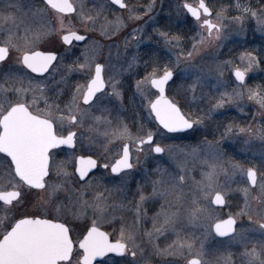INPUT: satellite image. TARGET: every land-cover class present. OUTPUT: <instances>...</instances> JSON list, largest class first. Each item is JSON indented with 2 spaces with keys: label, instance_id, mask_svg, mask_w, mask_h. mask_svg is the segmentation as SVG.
I'll return each mask as SVG.
<instances>
[{
  "label": "snow or ice",
  "instance_id": "1",
  "mask_svg": "<svg viewBox=\"0 0 264 264\" xmlns=\"http://www.w3.org/2000/svg\"><path fill=\"white\" fill-rule=\"evenodd\" d=\"M109 3L127 9L130 21L148 16L156 22L151 16L155 0L142 15L136 6L129 7L124 0H109ZM234 7L240 15L229 19L225 15L227 9L211 6V0H199L196 5L181 4L179 13H185L198 29L195 35L187 37L191 49L182 46L186 43L184 35L154 28L152 36L157 47L166 50L167 61L161 62L155 52L147 53L148 59L139 54L130 60L125 58L122 70L109 76L106 82L105 65L95 63L88 47L70 63L65 62L72 54L74 41L89 39L79 34L72 20L66 23L65 15L74 13L75 22L84 26L85 33L98 30L102 36L126 27L122 17L109 20V8L98 0H0V80L3 81L0 83V153L6 154L0 167V202H3L0 212L4 213L0 223L5 227L0 234V264H94L97 257L109 253L123 258V264H150L146 248L137 243L141 240L138 222L146 201L160 206L153 218L152 231L146 233L149 239L168 230L177 236L167 248L153 245L156 255L178 257L177 264H235L232 254L209 260L203 239L177 232L182 224L203 227L213 216L211 205H226V197L235 192L243 194V205L237 204L238 210L229 213L227 219H217L214 231L241 245L240 264H264V155L259 164L242 163L226 160L221 147V142L233 134L251 136V127L228 124L219 139L209 140L205 136L195 145L162 146L156 141L158 131L153 132L136 121L130 126L120 115L126 99L134 105L138 98L141 108L147 107L149 115L154 114V119L168 133L189 137L205 126L211 113L227 104H238L247 98L264 109V85L248 87L245 83L248 74L264 63V49L259 50V55L242 53L239 59L245 64L243 68L233 61H217L213 65L197 62L207 46L227 38L224 36L227 24L239 25L243 31L245 18H253L257 30L264 33V0L255 9L239 0ZM146 35L143 26L132 28L124 41L125 49L130 44L138 49ZM53 36H58L68 47H49ZM41 46L44 50H39ZM95 46L93 42L92 47ZM141 61L144 74L135 80L133 90V85L127 83L130 77H123V72H133ZM229 64L240 82L239 90L213 98L211 107L203 114L184 111L179 101L165 95L167 90L174 97L195 98L199 92L203 99V90L214 76L215 87L223 86L219 78ZM74 73L89 78L84 83H72ZM130 90L132 95L128 96ZM153 95L154 100L150 99ZM40 100L44 109L38 107ZM257 135L264 139V130ZM62 146H67L73 154L59 159V153L64 151ZM78 151L84 154L75 155ZM153 153L161 154L156 157L158 161L167 157L170 164L158 162L154 168L143 169L144 182L137 185L134 196L136 219L127 223L120 217V227L113 229L118 236L113 240V233L101 230L102 224L112 227L116 209L124 207L123 203H110L113 193L125 195L126 177L141 165L142 157L146 163ZM102 160L107 162L101 164ZM190 160L199 161L207 171L201 173L200 181H193L194 187L186 193ZM173 166L174 170H170ZM69 167L74 172H69ZM101 169L115 174L120 185L109 189L101 184L102 177L96 175ZM238 174L247 177L248 186L232 187ZM221 178L224 183H220ZM61 193L66 194L64 199H60ZM89 211L92 217L84 226L86 234L74 239L70 225L87 218ZM54 212L63 213L64 222L42 218ZM245 220L249 227L242 226ZM212 227L209 223V231ZM253 233H259V238L253 239Z\"/></svg>",
  "mask_w": 264,
  "mask_h": 264
},
{
  "label": "rangeland",
  "instance_id": "2",
  "mask_svg": "<svg viewBox=\"0 0 264 264\" xmlns=\"http://www.w3.org/2000/svg\"><path fill=\"white\" fill-rule=\"evenodd\" d=\"M75 2V0H71ZM129 7L136 6L139 9L138 14H143L144 9L152 2V0H124ZM99 3L104 4L109 8L108 19L114 20L116 17H122L126 23V27L120 28L114 32L110 31L109 36H102L100 32L97 30L95 32H88L91 34V39L95 40L98 44V55L99 59H107L109 54H113L114 48L113 46L118 45L119 51L118 54H124L128 56L134 55H142L149 52H155L162 62H166L168 59V55L166 50H161L157 47L156 39L152 36L154 28H162L163 30H172L174 32H178L174 25L176 23L181 24L183 21H188L185 13H179V8L181 4L185 2H189L192 4H196L198 0H155V9L152 11L151 16L155 17V23L151 21L148 16H145L143 20L130 21L128 20L129 12L127 9L118 8L114 5L110 4L108 0H98ZM208 2V0H207ZM238 0H211V6L213 7H224L227 9L225 15L230 19L231 17L238 16L237 10L234 7L237 4ZM91 7V3L88 5ZM179 13V14H178ZM75 14H66L65 19L66 23L69 20H72L75 24V27H79L83 30L84 26L75 22L74 20ZM227 24V21H225ZM253 24L249 19L245 18V22L243 25L244 30L241 31L239 25L236 24H227V30L224 33L226 39H222L221 41L215 42L210 46H207L203 51H201L200 55L197 57L198 63H203L206 65H213L215 62H224V61H233L236 65L243 68L245 66L244 63L239 59L240 55L244 52H255V55H259L260 49H264V33L257 30V23L254 21ZM167 25V27H164ZM143 26L144 32L147 34L140 44L139 48L133 47L131 44L128 46L127 50L125 49L124 41L128 37V34L131 32L132 28ZM180 26V25H179ZM188 31L192 32L189 34L191 36L196 34L198 31L195 22H190V26L188 27ZM188 31H184L183 35L188 36ZM84 32V31H83ZM148 36H152V39H148ZM116 40V42H114ZM119 40V41H118ZM91 44V42L89 43ZM217 44H219V48H217ZM113 45V46H112ZM188 50L191 49V42L187 40L185 45ZM244 52H241L242 47ZM103 57V58H102ZM246 63V61H245ZM264 63L260 64L259 68L254 69L248 74L246 78V85L248 87H255L256 85H264ZM223 76L219 79L222 82V87H215L216 77H213L212 83L209 84L203 90V99L201 98V93H197L196 97L193 98L191 95L187 97H174L172 92L167 91L168 95L177 101H179V105L184 111L191 112H199L203 114L211 107V103L214 102L215 97H218L223 92L231 93L233 89L239 90V83L235 80L232 75V64H229L227 67L222 69ZM153 92L158 95L157 91L152 89ZM156 96L153 95L150 99H155ZM147 104V101H145ZM40 103V101H38ZM147 116L151 120L152 115H149L147 109ZM228 124L239 125L240 127H251L252 135L249 134H233L225 138L221 142V147L224 152V158L226 160L240 161L242 163H246L251 161L252 163L259 164L262 155H264V139H261L257 133L261 130H264V109H261L260 106L255 101H250L247 98L240 101L238 104H227L225 107L218 109L216 112L211 113L210 119L205 121V126L201 128L200 131L192 133L189 137L179 136L178 134L168 133L160 126L157 125L154 132H159L157 138L164 145H180L181 147L185 144L195 145L202 141L205 136L209 140L214 138L219 139L221 132L223 131L224 126ZM103 130V128H101ZM132 131L135 133L132 129ZM60 159V158H59ZM3 158L0 159V167H2ZM160 162L165 166L170 164L167 157L163 161H158L154 154L148 157L147 159V168H154L156 164ZM247 166H251L248 164ZM190 171L186 176L187 186L184 188V192H188L190 189L194 187L193 181L201 180V173L203 171H207V169L200 165L199 161H191L188 165ZM72 167L68 168L70 171ZM174 170V166L172 169ZM136 169L131 172L132 178H136ZM102 177V181H107V175L100 176ZM105 178V179H104ZM138 183V182H137ZM220 183H224L223 178H221ZM248 186L247 177L238 174L235 180L232 182V187H243ZM150 191V187L148 189ZM64 193L60 194V199L65 198ZM89 197L88 199H90ZM227 206L225 208H215L211 205V211L213 213L212 218L205 223L203 227L199 225H189L182 224L180 228L177 229V232L182 234H192L196 237H199L204 240L205 249L209 253L208 259L215 261L217 258H223L232 254V260L235 264H240L239 261V253L243 251L241 245L235 241H229L228 238L223 240H218L215 238L212 229L209 231L208 224L212 225L217 219H223L229 215V213H234L238 209L236 205H243V194L240 192H235L230 195V197H226ZM3 206V204H0ZM153 207H157L154 209ZM159 204L156 205L153 201H147L146 209H144L143 220H145L146 224H151V219L155 217L156 212L159 211ZM29 212L37 211L36 209H28ZM42 211V209L40 210ZM148 211H153L151 214H148ZM20 218V217H19ZM4 220V213L0 212V221ZM153 226V224H151ZM140 224H138V227ZM243 227H249L247 221L242 225ZM4 229L3 223H0V232ZM139 231L141 229L138 228ZM253 239L259 238V233H253ZM163 242H161V247L167 248L173 241L177 239L176 233L168 230L162 234H159ZM151 257L150 262H154L156 264H177L179 261L178 257L171 256H153ZM104 261L109 262V264H113L115 261H121L123 264V258L115 260L113 258H107Z\"/></svg>",
  "mask_w": 264,
  "mask_h": 264
},
{
  "label": "flooded vegetation",
  "instance_id": "3",
  "mask_svg": "<svg viewBox=\"0 0 264 264\" xmlns=\"http://www.w3.org/2000/svg\"><path fill=\"white\" fill-rule=\"evenodd\" d=\"M198 2H199V0H198ZM198 2L196 4H198ZM205 2H207V0H205ZM239 2L243 3V4H249V5H251V7H253L255 9L256 7H258L260 5L261 0H239ZM124 3H126V2L124 1ZM187 3H189V2H187ZM190 4H192V3H190ZM196 4H193V5H196ZM114 6L120 8L117 5H114ZM237 15H240V12L238 10H237ZM246 19H249L253 24H255L254 23V21H256L255 19H253V18H246ZM190 21L194 22L191 19H190ZM179 25H181V24L176 23L174 26L176 28H179L180 27ZM76 28H78L80 30V34L87 35L89 37V39L87 41H74L73 42L75 47H73V49H72V54H70L67 57V59L65 61L66 63H70L77 56H80L81 52L84 51V49L86 47H88L89 48L88 54H89V56L94 58L95 63L104 64L105 65V68H104V71H103V78L107 82L109 76L114 75L116 71H121L122 70V65H124L125 58H127L128 60L131 59L132 56H128V55H124V54H118V52H120L118 45H115V46L112 45L113 48H114V52L111 55L109 54L107 59H105V58L104 59H99L100 56L98 58V55L96 54V52H98V50H99L97 42L95 40L91 39V34L83 32V30H81L79 27H76ZM90 42H91V44H89ZM93 42H95V45H96L95 47H92ZM114 42H116V40ZM62 46L63 47H68L67 45H63L62 44V41L59 39L58 36H53V37L50 38L49 47L61 48ZM243 48H245V47L243 46L241 48V52H244ZM39 50H44V47L41 46ZM146 54H142L140 56H142L144 59H148V55H146ZM254 54H256L255 51H254ZM81 62H83V59H81ZM4 70L7 71V69H4ZM143 74H144V67H143V63L141 61L139 67L137 69H135L133 72L130 73V72L124 71L123 72V77H125V78L130 77L129 79H127V83L133 85V90H134L135 80L140 79L143 76ZM32 75L35 76L36 74H32ZM45 75H47V74H45ZM87 78H89V77L82 76L79 73H74L73 76H72V83H75V82L84 83V81ZM57 79H59V77H57ZM2 82L3 81L0 80V83H2ZM106 90L110 91V89H106ZM131 95H132V91L130 90L128 92V96H131ZM158 95H159V93H158ZM167 95H168V93H167ZM14 98L15 97H13V99ZM30 98L31 97L29 96V99ZM144 103L146 105L145 101H144ZM38 107L40 109H44L45 108V105H44L42 100H40V103H38ZM120 115L125 121L128 122V124L130 126L133 123V121H136L138 123H142L146 128L148 127V125H151V124L154 125L155 127H157V125L159 126L157 121L154 119V114H152V118L153 119L150 120L148 118V116H147V107L141 108L140 101H139L138 98H137L136 103L134 105L130 104L128 102V100L126 99L125 102H124L123 110L121 111ZM155 127L153 129H155ZM153 129H151V130L153 131ZM133 130L136 131L135 128H133ZM156 141L163 146V144L159 140V138H156ZM62 148L64 149V151H61L59 153V158L60 159H66L67 156L73 154L72 150L68 149L67 146H62ZM115 150H118V149H115ZM80 154H84V153H81L79 151L75 153V155H80ZM158 155H161V154H154L155 157H157ZM5 156H6L5 154L0 153V159H2ZM105 162H107V161H103V160L100 161L101 164L105 163ZM144 168H147V162L145 163L144 158L142 157L141 165L136 169L137 170L136 171V175H135L136 178H132V176H131V172L134 171L135 169L132 170L129 173V175L126 177V179L128 181V184L126 186L125 195H120L119 193H115V192L113 193V197H112V200L110 201V203H113V202L115 204L123 203L124 207L116 209V211H115L116 219L114 220V223H113L112 227H108L106 224H102L101 225V230L102 231L113 233V237H112L113 240L118 236V233H114L113 229L120 227V223H119V218L120 217H123V220L125 222H127V223H132L136 219V217H135V207H134V196H135L137 185L139 183H143L144 182L143 179H142V177H143V169ZM70 171L74 172V168L72 167L70 169ZM96 175L98 177L107 175V181L105 182L104 180L103 181L100 180V183L103 184L104 186H106L109 189H112L115 186L120 185V180L114 178L115 174H111L110 171L101 169L99 172L96 173ZM74 179H75V177H74ZM89 197H87V198H89ZM135 198L138 199V197H135ZM0 204H3V202H0ZM157 204L158 203H156V205ZM146 205H147V201L143 205V211H144V209H146ZM226 206H227V204H226ZM225 207H222V208H225ZM153 208L156 209L157 207H153ZM215 208H218V207H215ZM109 212H112V209H109ZM152 212L153 211H148V214H151ZM91 217H92V213H91V211H89L88 214H87V218L82 217L81 219H79L77 221H74V223H72L70 225V227L73 230L72 234H73V238L74 239L82 238L81 237V233L86 234V232L84 231V226H85V224H88V219H90ZM20 218H23V217H20ZM42 218H53V219L57 220L58 222H64L63 213L57 214V213L54 212L52 214V216H50V217L49 216H45V217H42ZM225 218H223V219H225ZM69 219H72L71 215H69ZM138 224H140V226L138 228L141 229V231L138 230L139 233L141 234V240H138L137 243H142L144 245V247L147 250L148 255L162 256V255H156L154 253L153 245H158L160 249H163L161 247V244H160L161 242H163V239H161V237L159 235H154L151 238V240H150L149 237L146 235V233L151 232L152 229H153V226L151 225V224H153V219H151V224L150 223L146 224L145 220H143V217L141 216ZM88 226L90 227V225H88ZM4 231H5V227H4L3 231L0 232V234L4 233ZM214 236L218 240L226 239V238H219L215 234H214ZM0 238H2V235H0ZM107 258H113L115 260L122 259L121 257L117 256L114 253H109L107 256L104 257V259H102V260H100V261H98V262H96L94 264H101V262H104V260L107 259ZM150 264H156V263L150 262Z\"/></svg>",
  "mask_w": 264,
  "mask_h": 264
},
{
  "label": "trees",
  "instance_id": "4",
  "mask_svg": "<svg viewBox=\"0 0 264 264\" xmlns=\"http://www.w3.org/2000/svg\"><path fill=\"white\" fill-rule=\"evenodd\" d=\"M187 20L188 21H183L182 23H181V25H180V27L179 28H177V29H179L178 30V33L179 34H181V35H183V32L184 31H188V27L190 26V19H188L187 18ZM189 34H192V32H190V31H188V36L186 35V37H190L191 35H189ZM155 126L154 125H148V127H147V129H153Z\"/></svg>",
  "mask_w": 264,
  "mask_h": 264
},
{
  "label": "water",
  "instance_id": "5",
  "mask_svg": "<svg viewBox=\"0 0 264 264\" xmlns=\"http://www.w3.org/2000/svg\"><path fill=\"white\" fill-rule=\"evenodd\" d=\"M70 2H71V0H70ZM185 3H187V2H185ZM188 4H190V3H188ZM193 5V4H192ZM118 6V5H117ZM80 34V33H79ZM82 35H85V34H82ZM232 75H233V77L235 78V75H234V71L232 72ZM235 80H236V78H235ZM237 81V80H236ZM237 83H240L239 81H237ZM165 95L169 98V99H171L168 95H167V90H166V92H165ZM157 123H158V121H157ZM162 127V126H161ZM165 130V129H164ZM165 131H167V130H165ZM6 155V154H5ZM213 206L214 207H218V208H222V207H225L226 205H215V204H213ZM228 217H226L225 219H227ZM212 230H213V233L217 236V237H219V238H227V237H220L219 235H217L216 233H215V231H214V224H213V227H212ZM104 257L105 256H103V257H97L96 258V260L94 261V263H96V262H98V261H100V260H102V259H104Z\"/></svg>",
  "mask_w": 264,
  "mask_h": 264
}]
</instances>
